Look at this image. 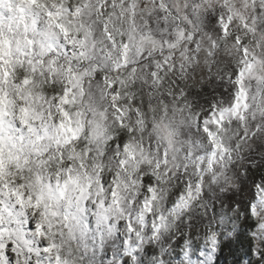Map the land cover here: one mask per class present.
<instances>
[{
	"label": "snow or ice",
	"instance_id": "1",
	"mask_svg": "<svg viewBox=\"0 0 264 264\" xmlns=\"http://www.w3.org/2000/svg\"><path fill=\"white\" fill-rule=\"evenodd\" d=\"M0 264H264V0H0Z\"/></svg>",
	"mask_w": 264,
	"mask_h": 264
}]
</instances>
